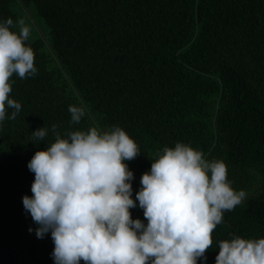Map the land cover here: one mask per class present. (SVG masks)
Wrapping results in <instances>:
<instances>
[{
  "label": "trees",
  "instance_id": "16d2710c",
  "mask_svg": "<svg viewBox=\"0 0 264 264\" xmlns=\"http://www.w3.org/2000/svg\"><path fill=\"white\" fill-rule=\"evenodd\" d=\"M9 17L31 26L37 73L13 75L9 98L22 108L0 122V264H54L51 233L36 237L22 202L33 195L27 165L54 142V124L62 138L125 130L141 154L126 162L134 201L164 147L224 161L248 196L198 264H216V242L233 234L264 238V0H0V22ZM69 106L85 109L79 124ZM43 127L48 136L33 140ZM136 204L132 219L146 225Z\"/></svg>",
  "mask_w": 264,
  "mask_h": 264
},
{
  "label": "clouds",
  "instance_id": "9594fccd",
  "mask_svg": "<svg viewBox=\"0 0 264 264\" xmlns=\"http://www.w3.org/2000/svg\"><path fill=\"white\" fill-rule=\"evenodd\" d=\"M18 26V32L10 30ZM32 32L24 19L0 22V122L15 120L21 104L10 99L11 78L36 75L34 50L26 45ZM8 109H12L8 116ZM71 123L79 124L85 109L69 106ZM54 142L37 151L27 167L34 173L31 197L24 209L43 239L51 233L54 264H198L213 247V232L224 213L241 205L248 194L236 191L222 160L177 142L164 147L142 175L136 201L145 225L132 219V171L127 161L140 154L125 130L91 127L66 132L52 125ZM49 130L39 128L33 140L43 141ZM33 230L30 228L29 232ZM216 264H264V238L216 242Z\"/></svg>",
  "mask_w": 264,
  "mask_h": 264
},
{
  "label": "rangeland",
  "instance_id": "374dc122",
  "mask_svg": "<svg viewBox=\"0 0 264 264\" xmlns=\"http://www.w3.org/2000/svg\"><path fill=\"white\" fill-rule=\"evenodd\" d=\"M33 21V20H32ZM35 22H37L39 25H40V23L37 21V20H35ZM38 28V27H37ZM33 36V33L31 32V35H30V38Z\"/></svg>",
  "mask_w": 264,
  "mask_h": 264
},
{
  "label": "built area",
  "instance_id": "2783aa9c",
  "mask_svg": "<svg viewBox=\"0 0 264 264\" xmlns=\"http://www.w3.org/2000/svg\"><path fill=\"white\" fill-rule=\"evenodd\" d=\"M141 185V184H140Z\"/></svg>",
  "mask_w": 264,
  "mask_h": 264
}]
</instances>
